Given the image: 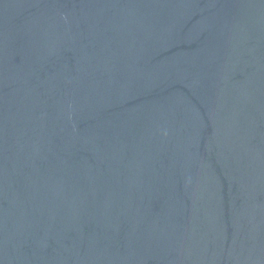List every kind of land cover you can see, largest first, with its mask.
<instances>
[{
	"label": "water",
	"instance_id": "water-1",
	"mask_svg": "<svg viewBox=\"0 0 264 264\" xmlns=\"http://www.w3.org/2000/svg\"><path fill=\"white\" fill-rule=\"evenodd\" d=\"M0 264H264V0H0Z\"/></svg>",
	"mask_w": 264,
	"mask_h": 264
}]
</instances>
